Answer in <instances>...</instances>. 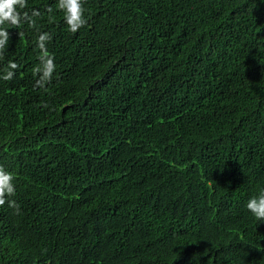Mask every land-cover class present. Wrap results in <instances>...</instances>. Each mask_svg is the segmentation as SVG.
<instances>
[{
	"label": "trees",
	"instance_id": "1",
	"mask_svg": "<svg viewBox=\"0 0 264 264\" xmlns=\"http://www.w3.org/2000/svg\"><path fill=\"white\" fill-rule=\"evenodd\" d=\"M83 6L76 33L55 0L4 25L0 264H264V0Z\"/></svg>",
	"mask_w": 264,
	"mask_h": 264
},
{
	"label": "clouds",
	"instance_id": "2",
	"mask_svg": "<svg viewBox=\"0 0 264 264\" xmlns=\"http://www.w3.org/2000/svg\"><path fill=\"white\" fill-rule=\"evenodd\" d=\"M84 0H55V7L63 14V22L67 26V30L76 33L86 24ZM27 5V0H0V59H3L6 48L9 45L10 32L4 25L20 27L24 23L31 26L34 21L33 16L39 13L33 10L32 14L22 12ZM47 11L51 13L53 9L48 7ZM51 39L48 32H41L36 37V46L43 53L40 56V66L36 68L39 74L37 84L41 87L46 82L51 81L56 65L53 56L47 51V42ZM18 64L9 60L7 70L0 74V80L11 81L16 75ZM14 176L3 166H0V205H4L6 200L10 206L15 205V201L10 199L15 195ZM246 209L259 223L264 222V191L251 196L246 204Z\"/></svg>",
	"mask_w": 264,
	"mask_h": 264
}]
</instances>
